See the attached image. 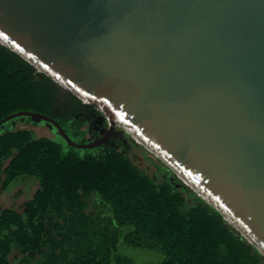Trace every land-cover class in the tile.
<instances>
[{"label":"water","instance_id":"obj_1","mask_svg":"<svg viewBox=\"0 0 264 264\" xmlns=\"http://www.w3.org/2000/svg\"><path fill=\"white\" fill-rule=\"evenodd\" d=\"M0 43L165 163L264 257V0H0ZM47 122L78 149L52 118Z\"/></svg>","mask_w":264,"mask_h":264},{"label":"trees","instance_id":"obj_2","mask_svg":"<svg viewBox=\"0 0 264 264\" xmlns=\"http://www.w3.org/2000/svg\"><path fill=\"white\" fill-rule=\"evenodd\" d=\"M89 108L95 109L0 43V119L32 111L80 133ZM6 124L0 126V190L21 174L38 187L19 211L0 207V264H133L117 252L119 242L163 253L160 262L145 264H264L183 183L157 181L139 169L127 155L131 144L64 152Z\"/></svg>","mask_w":264,"mask_h":264},{"label":"rangeland","instance_id":"obj_3","mask_svg":"<svg viewBox=\"0 0 264 264\" xmlns=\"http://www.w3.org/2000/svg\"><path fill=\"white\" fill-rule=\"evenodd\" d=\"M6 127L12 130H27L30 132L32 138L49 139L50 141L56 143L64 152L82 154L86 150L67 145L64 140L57 135L49 123H38L30 117L21 116L14 118L7 122ZM67 134L74 142L80 144L90 143L98 136L96 131L91 134L85 132L75 133L72 129L67 130ZM134 143L135 144L130 143L132 146L130 147L127 155L139 169L144 170L145 168V172L149 176H152L153 174L157 181L165 179L173 186H176L177 180L182 183V179L176 176L165 163H163L140 143ZM37 187L38 184L34 177L26 174L17 176L8 184L6 189L0 190V207H10L19 211L21 204L31 197ZM128 229L129 227H122L120 231L123 232ZM117 252L128 257L133 264L158 263L164 259L163 253L157 249L124 245L121 242L118 243ZM13 255H17L15 250H12L10 254V256Z\"/></svg>","mask_w":264,"mask_h":264},{"label":"flooded vegetation","instance_id":"obj_4","mask_svg":"<svg viewBox=\"0 0 264 264\" xmlns=\"http://www.w3.org/2000/svg\"><path fill=\"white\" fill-rule=\"evenodd\" d=\"M84 117L85 122L80 127L81 132L91 134L92 132L96 131L98 133V136L95 140H98L107 134L108 123L106 121V118L101 114V112L96 109L89 108ZM69 129L73 130L72 126H69ZM63 130L67 134V131H65L64 128ZM130 138L131 137L128 133L118 128V126H114V128L106 135L105 140L94 149L99 151L107 148L108 146L118 147V142L129 146L130 143L133 144L134 142L133 139Z\"/></svg>","mask_w":264,"mask_h":264}]
</instances>
